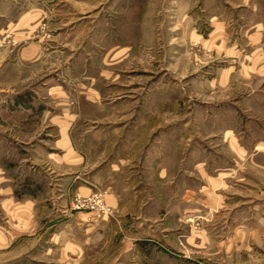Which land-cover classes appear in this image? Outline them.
I'll list each match as a JSON object with an SVG mask.
<instances>
[{"label": "crops", "instance_id": "obj_1", "mask_svg": "<svg viewBox=\"0 0 264 264\" xmlns=\"http://www.w3.org/2000/svg\"><path fill=\"white\" fill-rule=\"evenodd\" d=\"M40 12L35 3L0 0V33H13L14 42L24 43L18 51L23 65L38 61L42 53L41 43L27 40ZM67 24L55 38L68 49L70 60L80 24L75 19ZM249 37L263 39L257 29ZM11 62L4 64V73ZM247 67L245 72L254 70L252 64ZM69 68L62 65L59 74L49 73L35 86L51 94V102H26L25 92L12 85L15 94L3 99L5 112L31 104L36 110L0 115V250L11 254L1 264H264V228H236L231 216L225 217L229 207H223L230 198L221 188L231 185L227 175L210 172L203 150L137 147L132 137L137 122L108 114L118 106L120 95L111 101L100 98L103 90L93 82L88 86V74H79L80 80ZM61 77L80 80L84 105L105 112L82 115V106L79 112L69 104ZM10 151L16 152V159ZM97 191L104 193L110 214L72 210L76 195L88 197ZM109 234L115 246L112 263L91 259L92 246L102 249L96 250L100 254ZM29 239L34 248L27 247ZM208 246L210 256L204 254ZM16 251L20 254L12 255ZM237 253L243 259H236ZM257 253L262 259L251 260ZM160 254L163 263H157Z\"/></svg>", "mask_w": 264, "mask_h": 264}, {"label": "rangeland", "instance_id": "obj_2", "mask_svg": "<svg viewBox=\"0 0 264 264\" xmlns=\"http://www.w3.org/2000/svg\"><path fill=\"white\" fill-rule=\"evenodd\" d=\"M19 1L35 3L41 9L34 34L27 40L41 43L42 53L38 61L23 65L18 51L24 43L14 42L13 33H0V115H5L3 99L15 94L10 85L25 92L26 102L41 105L51 102V94L36 90L45 75L59 74L62 65L70 66L68 71L77 77L85 72L88 86L93 82L103 90L100 98L111 101L120 95L118 106L108 114L137 122L138 130L132 135L137 147L203 150L210 172L227 175L231 185L221 188L230 198L223 207H229L225 217L230 215L236 228H264V68L257 67L264 64V0ZM72 19L80 25L76 27V52L68 60V49L55 37ZM256 29L262 32L261 42L249 37ZM9 62L4 73L2 68ZM248 64L254 69L251 73L245 72ZM61 79L69 104L77 111L82 106V115L105 112L84 105L81 77ZM14 108L5 113L36 110V104ZM130 121L129 127L133 126ZM10 153L16 159V152ZM95 194L99 199L92 203L89 199ZM79 201L84 205L77 208ZM71 208L112 212L102 191L88 197L76 195ZM222 211L215 214L226 220ZM204 221L206 227L208 220ZM111 239L107 235L108 244L100 254L96 250L102 249L92 246L91 259L112 263L115 246ZM31 244L29 239L26 245ZM204 254L211 255L209 246ZM255 256L251 260L262 259L259 253ZM8 257L11 254L0 250V264ZM236 259H243V254L237 253ZM158 261H163L162 255Z\"/></svg>", "mask_w": 264, "mask_h": 264}, {"label": "built area", "instance_id": "obj_3", "mask_svg": "<svg viewBox=\"0 0 264 264\" xmlns=\"http://www.w3.org/2000/svg\"><path fill=\"white\" fill-rule=\"evenodd\" d=\"M95 199H99L97 194H95V195H94L93 197H91L89 200L92 201V203H93V202H95V201L97 202V200H95ZM89 200H86V202L89 201ZM82 205H84V202H83V201H82V202L79 201V202L75 205V207L80 208ZM93 206H94V204H92V207H93Z\"/></svg>", "mask_w": 264, "mask_h": 264}]
</instances>
